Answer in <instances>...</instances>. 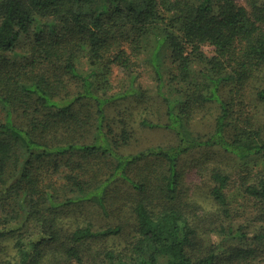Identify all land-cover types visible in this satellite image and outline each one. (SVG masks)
<instances>
[{
  "label": "trees",
  "instance_id": "trees-1",
  "mask_svg": "<svg viewBox=\"0 0 264 264\" xmlns=\"http://www.w3.org/2000/svg\"><path fill=\"white\" fill-rule=\"evenodd\" d=\"M244 2L0 0V247L15 239L4 264H254L262 256L253 242H264V229L232 218L229 172L209 169L211 210L181 188L190 169L208 171L195 153L233 155L244 195L264 210V117L255 115L264 104V0ZM152 36L170 47L173 87L166 92L155 61L152 97L167 121L143 116L140 125L171 130L176 141L125 153L136 128L110 122L109 76L114 64L135 68ZM208 102L219 105L214 129L195 134L186 124ZM202 226L220 241L205 244ZM227 245L232 253L219 255Z\"/></svg>",
  "mask_w": 264,
  "mask_h": 264
},
{
  "label": "rangeland",
  "instance_id": "rangeland-1",
  "mask_svg": "<svg viewBox=\"0 0 264 264\" xmlns=\"http://www.w3.org/2000/svg\"><path fill=\"white\" fill-rule=\"evenodd\" d=\"M240 4L245 5L244 0H237ZM160 31V30H159ZM27 40V38L25 39ZM23 45L25 43H22ZM204 50L209 55L214 53V48L211 45H205ZM135 68L125 69L118 65H112L109 80L111 88L107 91L108 96H113L116 99V103L113 104L108 113H110V122L117 131L122 128H136L132 136L131 141L122 148L125 153H136L142 149H146L151 146L163 145L167 146L176 141V135L173 131L163 127H143L140 125V121L143 116L148 117L149 120L154 122H166L167 117L160 112L161 102L157 97H152V94L158 92L157 78L155 71V61L159 64L163 76L167 79L170 73L174 72L175 64L171 58L170 47L163 43L158 45L156 37H149L143 45L141 56L136 60ZM81 68H87L88 62L86 59L82 60ZM193 67L194 75H198L202 71V65L197 61ZM169 78L164 82V89L170 91L172 84L169 83ZM171 94V93H170ZM147 98L141 103H138L137 99L141 96ZM158 96V95H157ZM250 109V108H247ZM254 110H249L253 114ZM219 113V105L214 102H208L204 105L197 107L196 115L186 124V127L195 134H209L215 126V119ZM255 115L260 120L264 117V104L258 106ZM4 117V111L0 110V121ZM124 122H123V121ZM195 160H201L198 165H203V161H207L208 171L204 169L192 168L186 174L181 188L183 187L184 197L185 194L193 196L197 201L204 203L207 210H211L214 207L213 201L210 197V191L213 187V182L210 177V167L219 166L221 169L229 172L232 175V182L229 188V199L232 202V218L238 223L246 224L248 231H257L258 229H264V216L263 207L259 204V201L255 198L246 197L244 190L240 186V175L242 168L240 167L239 160L233 155L224 153H211L200 151L192 156ZM237 160V161H236ZM239 162V163H238ZM246 173L245 170H243ZM186 172V173H187ZM60 174H58L59 176ZM61 177V176H60ZM23 235L31 232V226L29 223L24 226ZM31 230V231H30ZM199 234L202 235L205 244L211 245L219 242L220 239L215 235V232L205 233V227H201ZM125 235L115 237L117 243L125 241ZM15 239L9 237L3 241L0 249V264H4L5 259L11 257L8 254L12 253L13 243ZM114 240L110 239L109 243ZM251 241V240H249ZM257 246V255H262L254 264H264V242H253ZM234 245H244L235 242ZM231 248H224L219 251V255H230ZM231 264V263H230Z\"/></svg>",
  "mask_w": 264,
  "mask_h": 264
}]
</instances>
